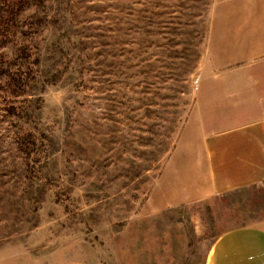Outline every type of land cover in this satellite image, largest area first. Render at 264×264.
I'll return each mask as SVG.
<instances>
[{"label": "rangeland", "instance_id": "374dc122", "mask_svg": "<svg viewBox=\"0 0 264 264\" xmlns=\"http://www.w3.org/2000/svg\"><path fill=\"white\" fill-rule=\"evenodd\" d=\"M4 1L0 264H205L264 217L208 159L261 87L264 0Z\"/></svg>", "mask_w": 264, "mask_h": 264}, {"label": "crops", "instance_id": "0c3cea01", "mask_svg": "<svg viewBox=\"0 0 264 264\" xmlns=\"http://www.w3.org/2000/svg\"><path fill=\"white\" fill-rule=\"evenodd\" d=\"M257 61L263 72L254 73L251 80L261 82L256 84L261 87L248 91V121L215 133L208 141L210 171L219 192L264 185V56ZM205 264H264V217L219 235Z\"/></svg>", "mask_w": 264, "mask_h": 264}, {"label": "trees", "instance_id": "16d2710c", "mask_svg": "<svg viewBox=\"0 0 264 264\" xmlns=\"http://www.w3.org/2000/svg\"><path fill=\"white\" fill-rule=\"evenodd\" d=\"M11 7L10 4H8L7 1L0 2V28L8 26V21L6 19L8 18V13L11 11L13 15H15L19 8Z\"/></svg>", "mask_w": 264, "mask_h": 264}]
</instances>
